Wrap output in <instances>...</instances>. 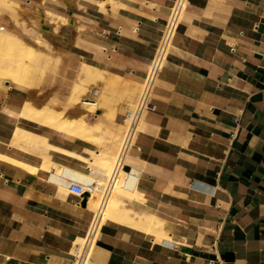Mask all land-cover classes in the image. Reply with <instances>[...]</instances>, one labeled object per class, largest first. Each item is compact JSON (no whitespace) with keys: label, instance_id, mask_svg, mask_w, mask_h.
<instances>
[{"label":"crops","instance_id":"crops-1","mask_svg":"<svg viewBox=\"0 0 264 264\" xmlns=\"http://www.w3.org/2000/svg\"><path fill=\"white\" fill-rule=\"evenodd\" d=\"M9 1L20 24L1 6L0 26L30 45L38 32L67 81L0 89V264H72L93 210L67 189L59 193L52 170L41 165L87 171L65 152L84 158L91 146L33 128L18 114L24 104L55 107L92 125L110 113L122 126L174 0ZM46 10L65 21L51 23ZM82 64L102 76L88 83L87 98L108 79L113 84L105 93L114 92L110 103L95 115L79 105L64 108L71 85L84 78ZM152 105L124 162L138 174V194L124 199L125 219L101 227L92 264H264V0H188ZM20 130L42 132L52 147H12ZM151 218L161 222L148 229Z\"/></svg>","mask_w":264,"mask_h":264},{"label":"bare ground","instance_id":"bare-ground-1","mask_svg":"<svg viewBox=\"0 0 264 264\" xmlns=\"http://www.w3.org/2000/svg\"><path fill=\"white\" fill-rule=\"evenodd\" d=\"M15 5H16L15 3L9 0H0V7L2 6L10 9L11 13H9V17L13 20L14 25L17 26L20 23H18L17 17L14 13ZM46 16L49 17L51 23L58 21L61 22L65 21L64 18L57 16L55 13L49 10H46ZM21 28L23 29V26H21ZM54 28L56 29V27ZM31 39H32V45L25 44L21 41L19 37H17L8 28L0 26V85L5 88V91H7L11 85L28 88L29 86L32 85L36 73H39L40 75L44 73L46 69L47 60L41 55L39 51L35 50L36 48H38L43 44L41 36L37 32V35L31 37ZM80 67H81L80 70L84 75V78L78 77L75 79V81L71 85L70 92L67 96L66 104L64 108L65 109L68 107L72 108L76 105H79L80 107L86 109L87 112L94 113L93 115H95V112L98 108L110 103V99L112 98L113 96L112 94L114 92L110 91L109 96H106L105 93L107 90L112 88L113 84L108 83V80H110L111 78L108 79L107 83H103V88L99 90L97 88V90L92 92L93 99L87 98L88 83L89 82L93 83L97 80L102 81V76L99 72L94 71L93 68L85 64H82ZM7 82L8 85H6ZM95 85L97 84L95 83ZM2 104L3 103H1V105ZM106 107L107 106H105V108ZM36 108L30 106V104H24L18 116L29 122L33 128H41L44 130V132H64L66 134L75 136L78 139H82L89 142L91 146V150L84 156V158H81V156H83L81 152L77 154L76 151L75 153L65 152V154L69 155L70 158H75L78 159V161L79 160L82 161L88 167L87 171L85 170V168H80L78 166L73 167L71 165H67L63 163H59V165L57 164L58 165L57 166L55 163L49 162L47 160H44V162L42 161L43 164L41 165V169H43L45 172H49L52 170L51 177L49 176L50 181L52 184H55L58 187L59 193L61 194L67 195L66 193L67 190L65 186L59 180V176L62 173L68 175L71 179L77 182H82L86 184L93 183L94 185L92 186V188H90L89 194L87 196V207L94 211L98 206L99 202L101 201L104 186L106 184L107 178L111 173L115 161L116 152L118 150V146L124 128V120L122 126L115 125L112 122L113 116H111L110 113H108L109 115L103 117L105 119L103 118L101 119L102 115H105L102 114L100 118L98 117L99 119L94 124L90 125L87 121V116L67 118L65 117L67 114L63 116L64 114L63 111L60 110L56 111L54 110L55 107L54 109L48 106H43L42 108L39 109ZM79 109L82 110L81 108ZM109 122L110 125L108 124ZM14 146L20 149H25L35 152L36 151L39 152L40 150L46 151L52 147L47 143V140L44 134H42V132L36 133L34 131H23V130H20L19 132L17 131L14 134L12 139V147ZM87 155H89V158H87ZM2 158H6V157H2ZM17 164L24 167L29 172L38 173L39 171V169L35 167H31L20 162H17ZM98 164L105 166L107 165L108 167L107 168L103 166L100 167L97 173L96 165ZM128 172L129 171H125L123 168L118 174L117 181L112 189V192L105 202V208L103 212V224L108 220L114 219L115 221L118 220L119 222V220L125 219L126 215L128 214V209L127 210L123 209L124 199L134 198L138 194L137 186L135 185L137 179L136 180L133 179L131 181V184L134 186L133 192L124 191L120 186L123 177ZM131 172L137 174V172L133 169L131 170ZM126 208L128 207L126 206ZM129 211L131 212L132 210L130 209ZM140 214L142 215L143 213L140 212ZM137 217H139L140 219L139 215H137ZM160 222H161L160 219L151 218L150 222H148V229L153 228L156 224H160ZM81 242L82 239H78L76 241L77 244H80Z\"/></svg>","mask_w":264,"mask_h":264},{"label":"built area","instance_id":"built-area-1","mask_svg":"<svg viewBox=\"0 0 264 264\" xmlns=\"http://www.w3.org/2000/svg\"><path fill=\"white\" fill-rule=\"evenodd\" d=\"M187 3L188 0H174L159 42L155 48L150 64L148 65L138 96L136 100L126 108L124 128L111 173L104 186L101 201L93 211L92 221L82 238V242L75 245L72 264H92L91 255L98 241L99 232L103 224V212L106 199L112 192L118 174L124 168L125 159L135 143L136 137L139 133V126L144 115L153 108L152 96L157 80L169 50L173 45ZM137 178L138 174L132 173L131 170H129V172L123 177L120 184L121 188L124 191L133 192L134 186L131 184V181L133 179L136 180ZM59 180L70 194L80 197L81 200H83L84 193L89 194L90 188L94 185L93 183L86 184L77 182L64 173L59 176Z\"/></svg>","mask_w":264,"mask_h":264},{"label":"rangeland","instance_id":"rangeland-1","mask_svg":"<svg viewBox=\"0 0 264 264\" xmlns=\"http://www.w3.org/2000/svg\"><path fill=\"white\" fill-rule=\"evenodd\" d=\"M21 41L23 43L27 44L23 39ZM43 42L45 44L44 47L47 48L46 54L48 55L46 57L44 56V58L47 60L46 70L44 71V73L42 75H40L39 73H36V75L33 79L32 85L29 86L28 88H39L41 86L43 80H44V85H48V86H52V87L55 86V84L58 81H67L66 76H65L66 74H61V72H60L61 68L57 67V65H58L57 60L58 59L53 58L51 47L45 41H43ZM35 50L40 51V47L36 48ZM56 67H57V69L55 70ZM51 71H54V72H51ZM81 74H82V72H81ZM0 89L5 91V88L1 85H0ZM65 117L69 118V116H65Z\"/></svg>","mask_w":264,"mask_h":264},{"label":"water","instance_id":"water-1","mask_svg":"<svg viewBox=\"0 0 264 264\" xmlns=\"http://www.w3.org/2000/svg\"><path fill=\"white\" fill-rule=\"evenodd\" d=\"M87 196H88V193H84V195H83V200H82V205L85 204L86 199H87Z\"/></svg>","mask_w":264,"mask_h":264}]
</instances>
